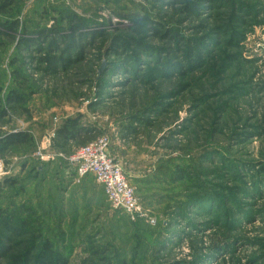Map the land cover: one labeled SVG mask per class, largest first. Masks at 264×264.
Instances as JSON below:
<instances>
[{
  "label": "rangeland",
  "instance_id": "374dc122",
  "mask_svg": "<svg viewBox=\"0 0 264 264\" xmlns=\"http://www.w3.org/2000/svg\"><path fill=\"white\" fill-rule=\"evenodd\" d=\"M0 22L16 26L0 27V98L6 105L12 88L24 98L6 105L15 127L0 123V137L35 133L0 153L10 177L27 169L47 129L81 116L110 137L111 157L161 223L132 222L99 194L81 217L49 210L60 203L57 172L68 171L60 160L48 166L51 198L47 184L34 187L38 222L0 237V264L25 247L38 256L40 234L54 264H264V0H17ZM99 32L101 51L91 39ZM113 41L127 46L114 53ZM78 51L70 67L41 63ZM132 118L151 124L125 141ZM19 189L0 193L4 208Z\"/></svg>",
  "mask_w": 264,
  "mask_h": 264
},
{
  "label": "trees",
  "instance_id": "16d2710c",
  "mask_svg": "<svg viewBox=\"0 0 264 264\" xmlns=\"http://www.w3.org/2000/svg\"><path fill=\"white\" fill-rule=\"evenodd\" d=\"M16 1L17 0H0V15L8 14L9 11L15 6ZM0 27L1 28L8 27L7 29H13L16 26H15V22L10 24H2V22H0ZM168 31L162 30L157 33H159V35H161L163 39L175 41L174 36H172V34H169L171 31L169 32ZM137 33L138 34L140 33L139 29H137ZM91 37L92 40L95 39L100 41V47L98 48L99 51L104 49L105 46L108 44V36L103 32L92 34ZM28 43L29 42H27V44ZM126 46L127 45L123 43H119V41H113L111 43V48L114 53H117V50H124ZM134 46H135L134 50L136 57L139 56L141 53H144V48L140 42L135 41ZM80 53L81 52L78 51L73 56V59L75 58V60H72V57L70 56L64 58H55V57H51V55H44V59L41 60V63L45 65V67H47L46 69H51V70H54L56 68L58 69V67L62 65H64V67H70L71 65H73L74 62L76 63L81 61L82 53L81 54ZM5 101H6V105L9 104L20 107L24 104V98L22 94L14 88H12L8 92ZM6 105L3 104V101L0 98V123H2L4 126L8 125V127L10 126L15 127L14 126L15 121L10 119L11 116L8 114ZM27 109H28L27 111L29 112L30 110L32 114L31 108H27ZM142 124L144 125V127H148L151 124V122L149 120L143 121V120H138L137 118H132V122L123 128V137H122L123 140L127 141V140H131L132 138H136L139 135V129H140L137 127V125H142ZM2 132H3L2 136L0 137V153H2V151H5L9 148L30 145L34 143V136L32 134L33 131L30 129L26 131L25 130L11 131L8 129ZM102 135H103L102 130L97 126L94 127L84 126V124L82 123L81 116H77L76 118H68L57 126L54 148L58 152H62L64 154L70 155L76 149L94 142ZM55 164L56 163L43 164L28 159L26 160V163L23 164V166L28 165V167L25 171L21 173L22 174L21 176L5 178L3 179V181L0 182V193L4 192L8 187H14L17 185L20 186L19 189L20 192L16 194L12 199V203L10 205L11 209L8 210L4 208L2 204L3 202L2 201L0 202V237L5 236L6 234L18 237L21 234L20 225H22L23 229L26 230L30 228L31 224H33L34 222L36 224L38 222L36 218L34 222L30 220V218L39 215L36 211V208H38L36 199H38V197H40L42 193V192L37 193L34 187L35 185H40L41 183L47 184L49 188L48 195L51 198V176L48 175V171L50 170L48 166L50 165L53 166ZM46 191L47 190L45 189L44 192ZM19 209L21 210L24 209V212L27 214V218H23L21 217L22 215L20 213H17ZM10 210L12 212H10ZM49 210H51L50 203H49ZM139 223H143V222H139ZM160 226L161 223L157 225V228ZM34 239H37L36 243H37L38 256L32 255L31 253L32 249L25 247L21 249L15 256V260H14L15 264H26V263L32 264L34 262H38L40 264H46L47 262H50L51 264H54L52 260L54 254L51 248V242L49 240L48 241L44 240L43 242V236L41 234L38 237H35ZM62 263L66 264L64 261Z\"/></svg>",
  "mask_w": 264,
  "mask_h": 264
},
{
  "label": "built area",
  "instance_id": "2783aa9c",
  "mask_svg": "<svg viewBox=\"0 0 264 264\" xmlns=\"http://www.w3.org/2000/svg\"><path fill=\"white\" fill-rule=\"evenodd\" d=\"M55 122L57 125V120ZM56 129L57 126L46 132L47 135L41 142L39 141L40 143L38 142L30 157L31 160L43 164L66 161L68 172L74 174V184L80 185L86 177L91 176L95 183L103 188L112 210L121 211L132 222H143L152 228L157 227L158 219L144 210L140 198L126 179L120 164L111 157L109 136L102 135L94 142L67 155L54 148ZM12 174L7 170V166L0 162V182Z\"/></svg>",
  "mask_w": 264,
  "mask_h": 264
},
{
  "label": "crops",
  "instance_id": "0c3cea01",
  "mask_svg": "<svg viewBox=\"0 0 264 264\" xmlns=\"http://www.w3.org/2000/svg\"><path fill=\"white\" fill-rule=\"evenodd\" d=\"M49 130L50 129H47V131ZM32 134L35 139V133ZM58 173V177H55L56 186L54 200L57 197L60 203L54 204L51 208L57 209L58 212H60L59 214L66 217H75L76 215L81 217L82 212H86L85 204L89 198L95 197V199H97V197L101 195L106 199L103 188L98 186L91 176L86 177L80 185H76L73 183L74 174L70 175L71 173L62 169L58 170ZM93 194L95 196H93Z\"/></svg>",
  "mask_w": 264,
  "mask_h": 264
},
{
  "label": "water",
  "instance_id": "95a60500",
  "mask_svg": "<svg viewBox=\"0 0 264 264\" xmlns=\"http://www.w3.org/2000/svg\"><path fill=\"white\" fill-rule=\"evenodd\" d=\"M104 67V66H103ZM103 67H102V70H103Z\"/></svg>",
  "mask_w": 264,
  "mask_h": 264
}]
</instances>
